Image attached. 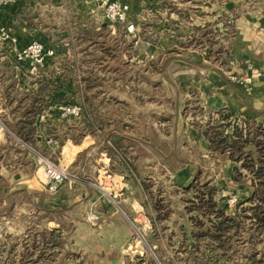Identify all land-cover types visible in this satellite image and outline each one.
I'll list each match as a JSON object with an SVG mask.
<instances>
[{"label":"crops","instance_id":"crops-1","mask_svg":"<svg viewBox=\"0 0 264 264\" xmlns=\"http://www.w3.org/2000/svg\"><path fill=\"white\" fill-rule=\"evenodd\" d=\"M118 1L130 5V22L137 24L139 12H142L144 7H153L152 11L157 10L156 12L163 14L161 11H164V8L159 5L166 0ZM199 2L202 3H195L192 7L205 13L204 17L193 20L190 16L188 23H172V32H175L174 27L178 28L176 35L168 38L161 36L157 46H149L150 43L145 38L147 33L143 27L146 23L141 24L135 33H128L124 24H111L93 0H18L0 7V29L17 39L16 45L0 40V49L6 51L4 57L10 61V68L14 71L16 88L20 91H34L41 79L53 81L61 87L55 93L61 101L37 117V141L42 143L46 137H54L58 144L53 148L67 160L68 166L83 173L85 155L80 147L87 141L84 149L96 144V137L85 132L84 126L93 125L94 122H90V119L81 121L80 117L61 119V109L69 104H78L73 97L78 93L89 95L105 87L108 91L130 89L132 85L126 83V76L130 75L126 71V65L128 60L133 61L131 50L134 43L138 49L136 57L143 62L149 58L160 59L164 66L174 62L180 69L192 71L190 75L194 78L197 75L211 78L208 84L200 87L195 85L196 92L200 95V108H204L206 112L209 109L216 112L225 110L234 113L238 118L248 116L255 117L258 121L264 120V0ZM233 14L234 19L228 21ZM155 30L158 32V28ZM34 39L41 40L47 48L55 51L53 56L47 58L38 74L30 73L27 62L16 60V51L25 48ZM171 48L173 49L170 52L167 51ZM230 73L242 76L256 73V77L248 91L249 88L230 81ZM111 76H118L120 80L125 77V83H118L119 80L110 78ZM105 78L111 81L108 85L98 81ZM4 88V85H0V96H3ZM2 98L0 105L3 104ZM83 102L85 105V99ZM145 117L142 116L141 120ZM194 117L199 118L198 115ZM145 122L151 121L147 119ZM158 130L159 128L155 131L158 133ZM195 132L193 138L206 141L211 148V143H208L204 134ZM184 135L190 139L188 132ZM77 139L81 140L75 145L74 141ZM45 145L47 146L46 143ZM104 154L107 153L100 152V160H106L102 157ZM1 155L3 156L2 150ZM107 160L109 165L111 159L107 157ZM188 166L181 168L180 172L186 171ZM8 167L11 168L10 165ZM22 167L25 176L31 177L34 170L28 174L23 164ZM4 169L5 167L0 165L1 175ZM127 184H131L141 193L142 185L135 178L130 179ZM89 188L91 187L86 182H81L72 189L68 185L61 186L59 193L51 197V205H45L44 209L46 212L52 211L53 208L63 211L67 208L64 207L65 204H75L86 199L91 201L94 196ZM66 189L77 191L75 199L66 197ZM1 197L3 198L4 194ZM127 197L132 200L134 211L120 213L118 210H107L100 213L101 219L98 225L93 227V251L100 253L99 262L195 264V254L191 253L195 241L190 234L192 222L189 214L148 211L147 206L146 210L144 209V203L141 205V201L133 202V198ZM2 204L1 201L0 205ZM69 212L70 216L74 213L73 209ZM0 217H3L2 212ZM77 221L79 223V220ZM133 225L139 226L143 237L136 233Z\"/></svg>","mask_w":264,"mask_h":264},{"label":"rangeland","instance_id":"rangeland-1","mask_svg":"<svg viewBox=\"0 0 264 264\" xmlns=\"http://www.w3.org/2000/svg\"><path fill=\"white\" fill-rule=\"evenodd\" d=\"M195 3L202 2L166 0L159 5L164 11L158 9L163 14H159L157 10L152 11L153 7H144L142 12H139L137 24L134 23L136 30L146 23L143 27L147 33L145 38L149 41V46H157L161 36L168 38L176 35L178 28L174 27L175 32H172V23H188L190 16L193 20L204 17L205 13L192 7ZM234 14L230 15L228 21L234 19ZM155 28H158V32ZM137 50L134 43L131 50L133 61L128 60L126 65V71L130 73L126 76V83L132 85L130 89L108 91L105 87L91 92L89 96L86 93L73 96L81 107L80 120L90 119V122H94L93 125L86 124L84 128L85 132L96 137V144L88 149H84L88 141L83 147L78 146L85 155L84 171L80 174L83 182L91 187L89 189L94 196L93 200L65 204L64 207L67 208L63 211L53 208L52 211L46 212L44 206L51 205V197L59 193L60 189L56 192L46 190L43 167L37 164L36 157L32 176L26 177L20 154L11 149L10 155L2 156L0 150V165L5 167L2 174L10 178L12 183L18 182L31 190L15 196L11 200L12 205L5 196L0 198V204L1 201L3 203L0 205V213L2 212L3 216L0 217V264H104L99 262L100 253L93 251V227L98 225L100 213L110 209L120 213L134 211L132 200L127 196L133 198V202L141 201V205L144 203L143 207L146 210L147 206L148 211L186 212L185 207L190 205V196L185 194L184 187L190 178H194L190 186L209 183L215 187L217 198L227 212L234 210L239 201L251 194L249 179L240 182L233 180L235 162L226 155L213 151L206 141L193 138L195 131L203 133L207 126H213L222 119L218 112L210 109L206 112L199 105L200 95L196 92L195 85L200 87L208 84L211 78L205 75H197L194 78L190 75L192 71L180 69L174 62L165 66L160 63V59L149 58L143 62L136 57ZM0 57L4 59V55ZM236 77L242 78L244 75H228L230 81L246 89L253 83L242 85ZM110 78L119 80L118 83H125V77L122 80L118 76ZM98 81L104 82V85L111 82L107 78ZM84 99L85 108L90 115L84 113ZM4 109L3 104L0 105L2 113L6 111ZM195 115L199 118L196 119ZM142 116L148 118L145 117L142 121ZM235 118L237 117L234 116L232 120ZM147 119L151 122L146 123ZM152 122L154 123L151 124ZM158 128L157 133L155 130ZM225 130L230 131V128ZM5 132L14 134L2 122L1 144L5 143ZM186 132L189 133L190 139L184 135ZM80 140L74 141L75 145L79 144ZM206 140L210 142L207 137ZM41 144L36 148L44 153V156L62 166L68 164L58 150ZM108 148H112V156H109ZM102 151L107 153L102 156L106 162L99 159ZM107 157L111 159L109 165ZM122 162L142 185L141 193L131 184H127L130 179L119 166ZM8 165L11 166L10 169ZM187 165L189 166L186 171L180 172V169ZM69 167L71 168L70 165ZM143 183L147 185V189ZM66 185L71 189L75 186ZM66 190V197L75 199L77 191ZM234 199L236 201L231 203L230 200ZM154 203L159 204L157 209ZM168 203L170 209L167 211ZM248 205L249 203L245 204ZM71 209L74 211L72 216L69 215ZM92 211L99 216L95 223L89 219V213ZM133 227L139 234V226ZM51 230L56 233L51 234ZM250 234L248 230L242 231L238 233V238L231 239V251L226 257H221L217 264H264V236L251 237ZM59 235L62 238L61 249L58 244L53 246L52 243V238Z\"/></svg>","mask_w":264,"mask_h":264},{"label":"trees","instance_id":"trees-1","mask_svg":"<svg viewBox=\"0 0 264 264\" xmlns=\"http://www.w3.org/2000/svg\"><path fill=\"white\" fill-rule=\"evenodd\" d=\"M5 52L0 49L1 55H6ZM38 84L34 91L18 90L10 61L5 57L2 60L0 57V85L5 87L3 106L6 110L3 113L0 111V117L4 125L14 133L11 135L5 132L6 140L5 143H0V147L3 156L10 155L11 149L16 150L28 174L34 170L35 155L29 148L22 146L18 139L37 149L36 146L41 144L36 139L37 117L61 101L55 96L57 90L61 88L55 82L41 79ZM83 109L84 113L90 115L87 109ZM218 113L221 121H217L213 126H207L203 133L210 140L213 151L226 155L236 163L233 180L240 182L249 179L252 191L228 213L217 198V189L209 183L184 187L185 194L190 196L188 197L190 205L185 207V213L189 214L192 222L190 234L195 246L191 253L195 254V264H210L207 261L217 264L221 257H226L231 251L230 240L238 238V233L242 231H250L251 237L264 236V120L258 121L255 117L248 116L232 120L234 113L225 110ZM226 128H230V131H226ZM45 143L44 140L42 144ZM111 151L112 148H108L109 156H112ZM119 166L129 179L134 178L124 162ZM143 186L147 189L145 183ZM29 191L25 185L12 184L8 177L0 174V196L4 194L5 199L11 201L15 196ZM10 203L12 205V201ZM246 203L249 205L245 206ZM158 205L154 203L156 209ZM166 209L167 211L170 209L169 203ZM50 233L54 235L56 231L51 230ZM52 243L53 246L58 244L61 249L63 247L61 235L52 238Z\"/></svg>","mask_w":264,"mask_h":264},{"label":"built area","instance_id":"built-area-1","mask_svg":"<svg viewBox=\"0 0 264 264\" xmlns=\"http://www.w3.org/2000/svg\"><path fill=\"white\" fill-rule=\"evenodd\" d=\"M18 0H0V7L13 4ZM35 2L40 0H33ZM97 8L103 13L105 18L112 22L111 24H124L128 33H135L136 26L134 23L130 22L129 12L130 5L118 0H93ZM0 40L3 42H9L11 45H16L17 39L11 36L8 32L0 29ZM55 51L51 48H47L46 45L38 39H34L25 48L16 51V60L18 62H27L28 70L32 74H38L41 67L45 64L48 57L53 56ZM254 74L245 75L242 78L236 77L238 83L242 85H248L253 82L256 77ZM81 115V107L78 104H69L64 106L60 112L61 119H71L73 117H79ZM22 146L27 147L35 155L37 164L43 167L44 176L46 178L45 186L48 191L56 192L61 186L70 184L77 185L83 182L81 174L70 168L68 165L62 166L56 162H53L49 157L44 156L40 151L30 146L29 144L18 139ZM48 148H53L58 144V141L51 136L45 139ZM230 200V202H234ZM89 219L92 223H95L99 216L93 211L89 213ZM138 233L143 237L142 233L138 230Z\"/></svg>","mask_w":264,"mask_h":264},{"label":"water","instance_id":"water-1","mask_svg":"<svg viewBox=\"0 0 264 264\" xmlns=\"http://www.w3.org/2000/svg\"><path fill=\"white\" fill-rule=\"evenodd\" d=\"M193 180L194 178H190L189 181L185 184V187H189Z\"/></svg>","mask_w":264,"mask_h":264}]
</instances>
